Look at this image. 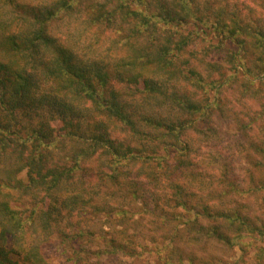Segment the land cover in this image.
Masks as SVG:
<instances>
[{
    "label": "rangeland",
    "instance_id": "obj_1",
    "mask_svg": "<svg viewBox=\"0 0 264 264\" xmlns=\"http://www.w3.org/2000/svg\"><path fill=\"white\" fill-rule=\"evenodd\" d=\"M72 1L0 0V32L5 29L18 33L22 27V34H28V31H36V27L40 25L34 18L36 13L44 16L43 12L46 15L54 12L44 23L46 34L56 39L60 48L72 52L81 65L90 66L92 70L101 69L107 82L92 76L89 78L102 100L106 97L112 99V95H116L125 108L124 113L127 112L134 123L139 122L144 115L151 116L155 121L165 119L163 122L166 125L153 122L150 125L142 120V127L139 128L148 135L145 136L129 131L130 126L117 120L115 116L108 119L100 112L97 118L100 116L105 119L109 135L121 139L123 145L129 144L138 155L150 152L151 147H155L158 154H169L172 159L167 164L171 166V170H175L172 176L182 179V182H190L192 192L197 193L196 200H201L199 203L205 202L209 207L206 213L201 206H195L202 214H211L210 218L200 217V223L207 227L218 224L229 237L223 241L212 233L207 236L200 230L199 222L192 224L194 212L181 206L176 207L181 219L171 217L162 227L161 216L156 217L155 223L152 222L149 212L153 205H147L142 198L135 199L134 202L128 191L129 178L125 180V177L128 176L129 168H121L126 161L109 154L106 143H102L103 146L96 147V152L91 157L79 162L78 166H83L85 170L77 169L75 179L66 181L62 178V185L69 182L70 187L75 189L68 193L64 191L65 194L61 195L64 198L71 192L86 196L89 191L91 204L99 210H94L86 203L80 208L81 202L74 201L78 197L70 198L77 207L73 210L66 208L62 211L61 204L56 203L59 209L55 212L57 216L52 217L50 227L46 228L48 233L44 229L35 230L33 225L25 227L22 247L29 249L31 246H38L36 249L41 252L47 264H264V76L251 82L249 78L252 76L240 64L244 63L246 67L251 65L249 60L252 56L245 55V50L223 38L213 27L210 28L211 24L205 28V33L200 31L204 30L202 24L197 25L196 30L193 29L197 23L192 18L189 23H179L174 28L172 25L177 21L164 26L161 24L164 17L159 15V0L158 3L153 0H146V3L125 0L128 9L120 0H109L111 2L108 4L111 6L104 4L107 0H77L68 8ZM240 1L242 0H193L191 6L202 8L205 2L213 6L218 3L230 6L239 4ZM102 6L106 8L101 9ZM253 11L256 13L260 9L255 6ZM106 12L114 15L111 21L105 16ZM131 12H140V16L150 20L147 24L149 26L144 25L142 18ZM94 15L101 16L100 21L92 22ZM32 22H35L34 26L28 27ZM151 36L155 38L153 43L150 41ZM185 38L187 45L176 43ZM155 43L167 44L172 50L168 59L174 63L164 71L153 68L149 86L146 87L142 83V77L135 79V74L129 70L126 72L121 65L131 56L140 54V50L156 46ZM178 46L181 48L177 50ZM49 53L52 54L44 52L43 55L49 57ZM233 53L236 54L235 64L227 62ZM28 58L31 63L33 58ZM13 66L17 67L15 64ZM40 70L28 67L32 74L40 73ZM192 71L194 75L197 72L203 77V85L194 81ZM54 85V81L47 78L45 80V72H42L40 93H53ZM143 89L146 90L139 92ZM2 90L0 88V93ZM87 94L60 93L62 101L65 100L76 109L77 115L74 117L69 113L73 123H79V130L89 134L86 126L96 117H92L94 103L87 98ZM218 94L221 109L211 110L213 107L207 106L214 98L218 101ZM38 95L40 94L37 93ZM191 102H200L203 109H189ZM7 110L0 105V122L12 124L17 135L11 136L14 142L10 143L3 155L17 161L21 148L16 147L14 150V147H20L21 143L15 144L16 140L30 138L29 126L47 123L50 111L46 106H26L25 109L16 111V119L11 122ZM205 111H211L210 115ZM167 126L173 128L174 133L177 131L178 139L169 136L166 142L171 139L174 145L182 148L181 144L186 143L188 152H182L183 156L178 149L169 147L168 152L163 147L164 143L150 139L152 136L158 138ZM44 128L47 130V125ZM58 128L59 125L54 124L51 140L47 141L50 146L47 162L55 168L62 164L69 167L74 159L65 155L72 156L71 150L80 146L89 148L91 138L87 142L78 143L77 136L69 128ZM143 145L147 148L145 152L140 150ZM31 148L32 143L29 145V149ZM113 168L116 173L120 171L116 179L118 187H114L110 183L111 179L105 177L113 173ZM131 168L134 169L132 165ZM160 169L165 167L156 168L159 172ZM142 173L151 182L152 188H149L150 194H147L150 201L151 198L158 197L163 181H151L147 168ZM18 178L27 184V169L19 171ZM84 180H91L92 184L84 183ZM153 182L157 184L153 186ZM256 185H260V189H256ZM36 186L29 193L12 188L4 189L15 193L10 200L11 207L19 211L22 218H27L33 211L35 227L40 228L45 223L41 210L48 207L41 199L47 192L45 188ZM59 191L60 189L54 190L50 201H57ZM70 199L68 202L72 204ZM239 211V215L243 216L237 214ZM231 214L233 220L230 222ZM2 230L1 225L0 233ZM36 242L38 245H34ZM11 258L16 260L18 257L11 254ZM22 260H19V264H39L38 261L23 263Z\"/></svg>",
    "mask_w": 264,
    "mask_h": 264
},
{
    "label": "trees",
    "instance_id": "obj_2",
    "mask_svg": "<svg viewBox=\"0 0 264 264\" xmlns=\"http://www.w3.org/2000/svg\"><path fill=\"white\" fill-rule=\"evenodd\" d=\"M74 1L77 2V0H73L68 5V8H71ZM124 1L125 0H120V3L123 6L125 5L124 7L128 9L129 6L125 4ZM139 1L140 3H146V0ZM154 1L158 3V0H153V2ZM159 1L161 6L159 15H163L164 17L162 18L161 24L167 26L171 22L177 21L172 25L174 28L177 27L179 23H189L192 18L194 19V22L197 23H194L196 27L193 29L196 30L197 25L202 24L204 26V30L200 29V31L203 33H205V28L207 29V26L211 24L210 28L213 27L215 31L223 38L231 40L240 48L245 50V55L250 54L252 56V59L249 60L251 65H247L246 67L244 63H240L244 66V68H246V73L252 76V78H245H249L252 82V80L259 78L262 75L264 76L263 1L258 3L256 0L255 2L253 0H242L239 4H232L230 6L228 4L223 6L221 3L213 6L209 2H205L206 4H204L202 8H199V6L197 7V5L191 6V2L193 0ZM108 2L111 1L107 0L104 4L111 6L108 4ZM255 6L260 9L259 12L255 13L253 11ZM104 8L106 7H101V9ZM196 11L200 12L197 13ZM42 14L44 16H42L40 13H36L34 16V18L38 21V24L40 23V25H38L39 27H36V31L31 29L27 32L28 34H22L24 28L20 27L18 33L5 29H3V32H0V88L3 89L0 93L1 107H3V109H8L6 113L9 115V117H11V122L15 121L16 119V111L21 108L25 109L26 106L28 108L46 106L50 111L47 123L41 122L38 126H29V128H31L29 129L30 138L27 140H16L17 142H15V144L21 143L20 147H14V150L21 148L17 155V161L8 159L5 155H3L10 147V143L14 142V138L11 136L13 134L17 135L15 129L11 126L12 124L5 125V123L0 122V226L2 225L4 229L0 233V264H19L20 259H23V263H26L25 261H38L39 264H47L41 252L36 249L38 246L35 248L31 246L29 249H27L26 246L22 247V243L25 241L22 234L25 230V227H32V225L35 230L37 228L44 229V231L48 233L46 228L50 227L52 223V217L57 216L55 212H58L57 209L59 208L56 207L58 203L61 204L62 211L66 208L73 210L77 207L70 198L78 197L82 201H79V199H75L74 201H78L79 203L81 202V204H79L81 205L80 208L84 206V203H86V205H89L90 207L92 206L94 210H99L98 207L96 208L93 206V203L91 204V201L88 197L89 191L87 192L88 194L86 196L81 195V192V194L70 192V195L61 198V195L65 194L63 193L64 191L68 193V191L75 189L70 187L71 184H69V182L65 186L62 185V178L64 177L66 181L72 178L75 179L78 175L76 171L77 169L85 170L83 166H78L79 162L85 158L91 157V155L96 152V147L98 148L100 145L102 147L104 143L107 145V152L109 154L113 155L114 157L116 156L117 158L122 157V159L126 161L124 165H121V168L123 167L124 169L125 166H128L129 168L128 176L125 177V180L129 178V184L127 183L129 190H127L132 194V200L135 202V199L138 200L142 198L147 205H153L152 210L149 212L152 216V222L155 223L157 220L156 217L161 216L160 227H162L168 222L166 220H169L171 217H177V220L181 219L177 212L178 210H176V207L181 206L186 210L194 212L192 216L193 218L191 219L192 224L199 222L198 224L201 227L200 230H202L204 234L209 236L212 233L215 237L225 241L229 236L225 234L218 224L207 227L200 223V217L202 218V216H205L206 218H210L211 214L204 215L202 212L197 211L195 206H201V208L206 213H208L209 207L205 202L199 203L198 201L201 200H196L197 193L192 192V184L190 182H182V179H176L174 176H172V172H175V170H171V166L167 164L172 159L169 154H158L155 152V147H151L150 152H145L147 149L145 145H143L142 149L140 150L146 154H135L133 148H131L129 144L125 143L123 145V143L120 141L121 139H116L115 137H111V135H109L110 133L108 131V126L104 122L105 119L100 116L97 118V114L103 112L106 117H108V119L115 116L117 120H122L127 123L128 127L130 126L128 129L129 131L145 136L148 135L143 132L141 128H139L142 127V120H144L146 124L150 125L152 122L159 125H166L163 122L165 119H156L155 121L151 116L144 115L142 118H140L139 122L134 123L129 118L130 116H128V113H124L125 108L123 104L118 101L116 95H112L113 100L108 97L102 100V96L100 97L97 95V88H94L89 77L92 76L93 78L100 79L105 83L107 82L105 74H102L100 68H95V70H92L90 66L85 64L81 65L72 52H68L66 48H60V43L56 39H52L46 34V27L44 25V23H46L49 18L54 15V12H50L47 15L45 12ZM131 14L142 18V23L147 27L149 26L147 24L150 22V20L140 16V12H138V14L131 12ZM105 16L109 21L114 18V15H112L111 12H109V14L106 12ZM100 17L101 16L99 15H94L92 22L100 21ZM34 24L35 22H32L30 25H28V27L32 28ZM18 35L20 37H18ZM154 39L155 38L152 36L150 37V41H152V43L155 41ZM126 41L127 44L130 43L128 39ZM176 43L182 46L188 44L186 38ZM155 45L156 46L151 45L148 50H140V54L137 56H131L129 60H125L124 65H121L126 72L128 70L132 71L135 74V79H138L139 76L142 77L144 80L142 83L146 87L149 86V76L151 73H153V68H155L156 71H164L166 68L171 67L174 63L172 60L168 59V55L170 52H172V50L169 49L167 44L162 45L160 43H155ZM180 48L181 47L178 46L177 50ZM44 52H52V54L49 53V57H46L43 55ZM28 57L33 58L31 63L28 62ZM235 58L236 54L233 53L227 62L235 64L233 63L236 60ZM14 64L17 65L16 68H14ZM28 67L33 70L39 68L41 69V72L32 74L30 71H28ZM42 72H45V80L47 78L50 81L55 82L53 89L51 88L53 93L48 94L44 91L40 93V76L42 75ZM193 72L194 71H192V74ZM193 79L199 85H203V77L197 74V72L195 75L193 74ZM145 90L143 89L139 92ZM148 90L151 91V89ZM71 92L73 94L88 93L87 98L91 100L92 104L94 103L92 109L94 113L92 117L96 118H94V120L91 121L90 124L88 123L86 126L89 134L79 130L81 128L80 124H74L73 120H71L72 117L69 115V113L71 112L72 116L74 117V115H77L76 109L69 103H66L65 100L62 101L63 99L60 93L70 95ZM37 93L40 95L37 96ZM217 98L218 101L216 98H214V100H212L207 107H213L211 110L221 109L219 108V94ZM188 108H193L194 111H198L199 109H203V106L201 107L200 102H191ZM205 112L206 114L208 113L210 115L211 111ZM207 117L208 116H206V118ZM50 121L51 125L49 126ZM54 124L59 125L58 129L66 130L69 128L71 133L77 136L76 139L78 143H80V141L84 143V141L90 140L89 138H91V141L88 144L89 148L80 146L78 149L71 150L72 156L68 154L65 155L74 159L73 164L69 167L65 164H62L57 168L51 164L48 165V150H50V146H48L49 143L47 141L51 138V134L54 130ZM45 125L48 127L47 130L44 128ZM164 129V132L161 133L158 138L152 136L150 139H157L158 142L161 141L164 143L163 147L168 150V152L169 147L178 149L177 151H179V154L183 156V153H186V150L188 149L186 143L181 144L183 145L182 148L174 145L171 139L166 142V139L169 136L178 139V135L177 131L174 133V129L170 128V126H167ZM69 134L70 132H68L67 137L70 136ZM30 143H32L31 149H29ZM181 159L179 161L180 163ZM138 162H140V164H138ZM131 165L134 167V169L131 168ZM158 166L163 168L165 167V169H160L159 172L156 170ZM145 168L148 169L151 181L155 179L157 181H163L161 183L163 188L158 190L157 193L158 197L150 199L152 203L149 201L150 196H147V194H150L149 188H152L151 182L148 181V178L144 173H142ZM23 169H27V184L18 178L19 171ZM112 171V174H108L105 177L111 179L110 183L114 185V187H118V182L116 179L120 171L116 173L114 168ZM95 172H97V170H95ZM91 182V180H84V183L92 184ZM153 184V186H155L157 183L153 182ZM36 185L45 188V191L47 192L42 196L41 199V201L45 202L48 206L41 210V213L44 214L43 219L45 221V223L41 224V226L44 228H39L38 226L35 227L36 222L35 219H33V211L27 218H22V216L19 214V211L15 210L10 205V200L14 198L15 193L4 189L12 188L19 192L28 191L29 193L33 187H37ZM82 185H84L83 182ZM260 185H256V189H260ZM58 189H60V191L58 192L57 201L55 199L54 202L50 201V198L53 197L54 190ZM112 189L116 191V189ZM112 193V195H114V192ZM68 199H70L69 201H72V204L68 202ZM161 199H163V203H161ZM51 203L52 205L50 206ZM155 209H157V211H155ZM125 212L127 213V211ZM237 214L239 215L240 211ZM229 220L230 222L233 220L232 214L229 216ZM177 229L178 231H181L179 227H177ZM6 245H9L10 247L7 248ZM34 245H38V243L36 242ZM11 254L16 255L18 258L16 260L12 259Z\"/></svg>",
    "mask_w": 264,
    "mask_h": 264
}]
</instances>
